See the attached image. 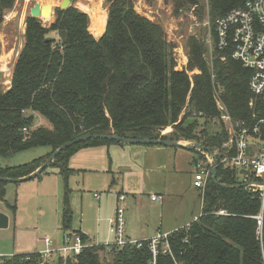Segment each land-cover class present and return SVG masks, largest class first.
I'll list each match as a JSON object with an SVG mask.
<instances>
[{"label":"trees","instance_id":"trees-1","mask_svg":"<svg viewBox=\"0 0 264 264\" xmlns=\"http://www.w3.org/2000/svg\"><path fill=\"white\" fill-rule=\"evenodd\" d=\"M105 1L108 14L98 38L88 30V14L74 6L55 8V19L49 26L39 18L26 17L24 44L14 63L10 86L0 88V159L39 146L49 150L25 163L0 165L1 177L20 178L32 173L61 144L85 133L184 139L211 152L221 150L228 135L219 119L216 98L250 131L264 119V93L252 97L247 86L251 71L231 57L230 47L219 50L214 46L210 68L203 58L205 43L187 38V70L200 71L191 80L186 70L174 69L172 46L159 23L137 13L132 0ZM244 1L206 0L210 25ZM12 3L0 0V24L4 10ZM188 6H195L197 17H203L205 10L199 0H174L175 10ZM37 116L44 124L36 122ZM169 125L172 132L161 135V129ZM259 126L264 130L263 124ZM109 143L122 142L82 140L60 151L49 166L66 175L71 171L67 161L72 152ZM215 162V181L210 175L201 191L200 216L169 232L170 252H162L163 241L155 257L147 240L140 247L125 245L110 250L93 242L67 264H264V205L259 193L243 185L242 170L224 167L218 155ZM6 183L0 180L1 199ZM219 210L224 213L217 214ZM257 216H261L260 225ZM68 218L65 207L64 231L69 230ZM74 233L87 242L80 230ZM41 260L37 252H27L5 256L2 264H40ZM61 263L55 258L45 264Z\"/></svg>","mask_w":264,"mask_h":264},{"label":"rangeland","instance_id":"rangeland-1","mask_svg":"<svg viewBox=\"0 0 264 264\" xmlns=\"http://www.w3.org/2000/svg\"><path fill=\"white\" fill-rule=\"evenodd\" d=\"M46 1L13 0L12 6L3 12L0 24V88L3 90L10 85L14 63L24 44L25 20L30 16V8L36 2L44 4ZM60 1L52 3L54 11L50 20L39 17L43 25L49 26L54 21L55 8H59ZM132 3L137 13L161 25L166 41L172 46L175 70H186L191 80L193 74L200 72L197 68L187 70L185 42L190 36L205 43L207 51L203 58L211 68L213 48L206 43L209 29L204 24L209 20L206 0H199L205 10L201 19L195 13V6L175 10L174 0H132ZM80 4L90 9L100 7L107 19L109 4L105 0H70L69 6L88 14L89 26L90 11ZM36 122L41 125L45 121L37 116ZM161 130L163 135L170 134L172 125ZM178 141L186 146L127 142L86 146L71 153L67 161L71 171L66 175H61L57 167L51 165L39 176L6 183L0 210L7 215L8 225L0 228V255L42 249L39 238L44 235L54 239L57 245L64 231L61 225L65 207L69 210V230L82 231L91 243L112 241L108 218L121 206L125 208L126 231L128 227L134 231L145 227L147 235L151 232L154 235L159 230L186 226L202 208L201 190L192 184L195 159L202 153L188 147L192 141ZM48 150L39 146L22 151L0 159V165L25 163ZM122 168L128 171L121 172ZM120 191L125 193L123 201L117 198ZM152 193L162 195L161 203L150 200Z\"/></svg>","mask_w":264,"mask_h":264},{"label":"built area","instance_id":"built-area-1","mask_svg":"<svg viewBox=\"0 0 264 264\" xmlns=\"http://www.w3.org/2000/svg\"><path fill=\"white\" fill-rule=\"evenodd\" d=\"M208 25L206 43L210 48L216 46L219 50L231 48V57L240 62L242 67L251 71L247 82L248 90L253 97H258L264 93V0H245L239 6L230 9L223 16L215 20L214 26L209 20H205ZM214 34V38H213ZM9 87V86H8ZM217 107L227 132V140L222 143L221 150L213 151V155L207 151H201L195 163L193 175V185L203 190L207 179L211 175V167L218 155L220 162L226 168H235L243 171V182L246 187L259 193L261 205H264V130H260L259 124L264 125V119H259L251 131L244 126L243 121L234 120L225 110L219 101ZM252 106V100L249 102ZM254 116V115H253ZM26 131V128H23ZM163 135V131H160ZM215 156V158L213 157ZM250 178L254 180H249ZM249 180V181H248ZM124 194H118L117 198L123 201ZM150 199L160 202V195L152 194ZM2 199L0 198V204ZM123 207H116L114 215L108 218V232L113 236L112 241L94 244H103L107 250L112 247L120 248L125 245L140 247L142 240H131L125 235V218ZM217 214H223L224 210H219ZM200 216V215H199ZM198 216H195L196 219ZM258 224H261V216H257ZM169 233H157L155 236L145 239L153 257L159 251L162 243V252H170L167 242ZM43 248L37 253L41 256L40 264L53 261L55 258L61 259V264L73 262L75 256L82 249L93 243L83 242L81 237L74 232H65L62 236V244L55 245L49 236L40 239ZM10 256V255H9ZM3 257L0 255V264ZM154 261H152V264Z\"/></svg>","mask_w":264,"mask_h":264},{"label":"water","instance_id":"water-1","mask_svg":"<svg viewBox=\"0 0 264 264\" xmlns=\"http://www.w3.org/2000/svg\"><path fill=\"white\" fill-rule=\"evenodd\" d=\"M70 5V0H61L58 7L60 9H65ZM54 11V8L51 4H38V2L34 3L33 6L30 8V16L35 17V18H41V19H49L52 12ZM89 138H101V139H113V140H118L121 142H127V143H142V144H161V145H168V146H186L182 144L179 141H174V140H167V139H133V138H124L120 137L114 134H91V133H85L83 135H80L73 140H70L68 142H65L61 144L56 150H54L50 155L46 158V160L32 173L20 177V178H6V177H1L0 180H6L8 182H19L23 181L26 179L33 178L37 176L40 172L43 171V169L53 161L55 156L65 148L69 147L70 145L77 143L82 140H86ZM189 148L196 149L198 151H207L208 153L212 154L213 152L206 150L205 147L201 146L198 143L193 142L188 146ZM213 155V154H212ZM215 158V156H213ZM215 168H216V162L214 160L212 167H211V177L215 181ZM221 186H225V184H220ZM244 186L246 183L243 184ZM7 215L4 213L0 212V228H5L7 227Z\"/></svg>","mask_w":264,"mask_h":264},{"label":"crops","instance_id":"crops-1","mask_svg":"<svg viewBox=\"0 0 264 264\" xmlns=\"http://www.w3.org/2000/svg\"><path fill=\"white\" fill-rule=\"evenodd\" d=\"M104 32V31H103ZM102 34H99V35H95L94 33H93V36L95 37V38H98V37H100ZM10 86V85H9ZM165 146H168V145H165ZM44 155V154H43ZM198 155H199V153H198ZM196 159H195V163H196ZM126 171H128V169L127 168H122L121 169V172H126ZM194 172H195V165H194ZM194 172H193V174H194ZM11 183V182H10ZM193 184V183H192ZM194 186V185H193ZM195 187V186H194ZM121 194L122 192L120 191V192H118V194ZM118 194H117V196H118ZM122 194H125V193H122ZM152 194H156V195H160V194H157V193H152ZM152 194H150V196L152 195ZM150 196H149V198H150ZM161 197H162V195H160ZM125 198V197H124ZM2 200H4V198L2 199ZM124 200V199H123ZM151 200V199H150ZM162 200H163V197H162ZM161 200V201H162ZM152 201V200H151ZM161 201L160 202H158V203H161ZM152 202H155V201H152ZM123 210H125V208L123 207ZM0 212L1 213H3L1 210H0ZM5 214V213H4ZM6 215V214H5ZM200 215V214H199ZM195 216H198V215H194V218H195ZM8 218V217H7ZM194 220V219H193ZM126 221H127V219L125 218V226H124V228H125V235H126V237L127 238H129V239H131V240H145V239H149V238H151V237H153V236H155V234L153 235L152 233L153 232H151V233H148L149 235H147L146 234V228L144 227V228H142L141 229V231H140V229L138 230V231H134V230H132V229H130L129 227H128V225L130 224L129 223V217H128V225H127V227H128V230L129 231H126ZM191 222V221H190ZM7 223H8V220H7ZM8 225V224H7ZM186 225H188V224H186ZM178 228H180V227H178ZM177 227H172V230H170V231H164V232H162V231H157V233H169V232H172V231H174V230H176V229H178ZM75 230H67V231H62V236H63V234L65 233V232H74ZM82 232V231H81ZM138 232H140V233H138ZM83 233V232H82ZM85 234V233H84ZM108 234H110L109 232H108ZM132 234H134V236H135V234H139L137 237H132L133 235ZM111 235V234H110ZM44 236H48V235H44ZM51 238V237H50ZM40 239V238H39ZM52 239V238H51ZM53 240V242H54V244H55V240L54 239H52ZM40 241V240H39ZM87 242H92V240L91 239H87L86 240ZM42 243V242H41ZM97 243H102V242H97ZM43 244V243H42ZM60 244H62V238H60V241H59V243H57V245H60ZM56 245V246H57ZM39 250H41V248L40 249H33V250H31V251H28V252H37V251H39ZM25 253H27V252H25ZM14 254H19V253H14Z\"/></svg>","mask_w":264,"mask_h":264},{"label":"bare ground","instance_id":"bare-ground-1","mask_svg":"<svg viewBox=\"0 0 264 264\" xmlns=\"http://www.w3.org/2000/svg\"><path fill=\"white\" fill-rule=\"evenodd\" d=\"M55 0H47L44 4H51ZM43 3V1H42ZM81 3V2H80ZM38 4H41L38 2ZM81 8L86 9L87 11H90V24L88 26V29L94 33L95 35L102 34L105 27V21H106V12L104 10H101L100 7H94L93 9H90L86 7L83 4H80ZM103 9V8H102ZM50 20V19H49ZM2 58V57H1ZM5 58V57H4ZM3 60V59H2ZM3 62V61H2ZM5 66V64H4Z\"/></svg>","mask_w":264,"mask_h":264}]
</instances>
